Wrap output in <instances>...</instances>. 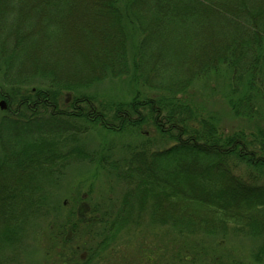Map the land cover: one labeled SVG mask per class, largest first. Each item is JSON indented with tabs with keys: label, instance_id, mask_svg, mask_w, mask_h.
<instances>
[{
	"label": "trees",
	"instance_id": "16d2710c",
	"mask_svg": "<svg viewBox=\"0 0 264 264\" xmlns=\"http://www.w3.org/2000/svg\"><path fill=\"white\" fill-rule=\"evenodd\" d=\"M209 71L226 74L228 106L247 125L225 131L193 101ZM0 75V253L53 210L49 188L76 160L128 189L104 210L63 201L45 234L54 248L72 244L62 264H91L144 216L175 235L146 236L136 264H223L196 237L230 231L260 237L250 258L263 264L264 0H0ZM109 78L131 96L91 91ZM93 124L142 139L118 157L91 154L80 140ZM94 226L103 237L80 248Z\"/></svg>",
	"mask_w": 264,
	"mask_h": 264
},
{
	"label": "rangeland",
	"instance_id": "374dc122",
	"mask_svg": "<svg viewBox=\"0 0 264 264\" xmlns=\"http://www.w3.org/2000/svg\"><path fill=\"white\" fill-rule=\"evenodd\" d=\"M135 30L131 29V34L139 38ZM225 77L226 74L223 72L209 71L193 83L189 93L192 95L193 101L205 106L208 104V108L217 113L220 124L225 127V131H231L230 129L234 130L247 124L244 118L240 117V119L235 116L228 106ZM91 91L101 99L125 100L131 96V84L124 78H109L96 83ZM141 139L142 135L139 134L137 129L111 132L93 124L85 133L81 134L80 143L91 154L101 148L105 153H112L114 157H118L126 146L134 145ZM241 170L243 169L236 168L232 170V173L239 175V173H242ZM60 173L59 180L56 178L54 185L49 188L48 203L53 206V210L49 211L46 218H37L32 223L31 230L28 231L27 226L25 235L16 243L15 248L9 249V245L5 248L2 246L5 250L0 253V264H62L66 260L73 263L71 243H66L63 251L60 247L54 248V245L52 247L51 242L48 243V238L46 239L47 236L45 237L48 225L51 223L57 224L61 215L67 212L63 208V201L66 200L71 203L77 198L79 202L83 198L81 202L84 204L91 203L93 206L96 203L99 206L98 208L104 210L109 205L105 203L107 201H114L113 205L121 204V196L128 189L120 184L106 169L93 162L70 160ZM40 184L43 183L40 182ZM148 219L147 216H144L143 220L140 219L142 223L138 229L131 228L129 231H122L112 241L107 248L108 250L98 258L96 257L91 264H136L140 256V249L144 247L146 236L152 237V234L157 233L172 238L175 235L170 228L156 226ZM85 228L89 229L88 227ZM99 230L94 226L90 233L79 236L77 240L79 247L84 248L90 240L96 244L103 237L101 234L96 235ZM175 237L173 239H177L178 236ZM196 238L200 245H210L217 254H224L225 257L222 262H219L223 264H238L239 261L243 264H254L250 257L255 253L261 242L260 237L231 231L225 236L201 234L197 235ZM178 239H181L180 236ZM160 244L161 249L168 248L167 243L160 242ZM170 246L173 247L172 243ZM170 246L169 253H166V255L171 253ZM10 256L14 258L12 259ZM205 261L202 257V262Z\"/></svg>",
	"mask_w": 264,
	"mask_h": 264
},
{
	"label": "water",
	"instance_id": "95a60500",
	"mask_svg": "<svg viewBox=\"0 0 264 264\" xmlns=\"http://www.w3.org/2000/svg\"><path fill=\"white\" fill-rule=\"evenodd\" d=\"M4 107H5L4 101L2 100V101H0V108L3 109Z\"/></svg>",
	"mask_w": 264,
	"mask_h": 264
}]
</instances>
